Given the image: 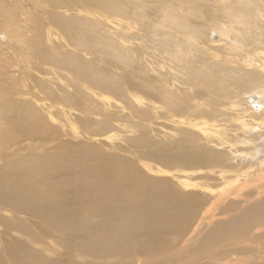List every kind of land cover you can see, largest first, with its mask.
<instances>
[{
	"label": "bare ground",
	"instance_id": "bare-ground-1",
	"mask_svg": "<svg viewBox=\"0 0 264 264\" xmlns=\"http://www.w3.org/2000/svg\"><path fill=\"white\" fill-rule=\"evenodd\" d=\"M0 34V264H264V0H0Z\"/></svg>",
	"mask_w": 264,
	"mask_h": 264
},
{
	"label": "rangeland",
	"instance_id": "rangeland-1",
	"mask_svg": "<svg viewBox=\"0 0 264 264\" xmlns=\"http://www.w3.org/2000/svg\"><path fill=\"white\" fill-rule=\"evenodd\" d=\"M0 38L3 39V36L1 34H0ZM0 47L2 48V50L0 51L1 55L7 54L8 56H10V57L15 59V51L13 49H11V48L5 49L2 41H0ZM229 252L234 253L232 251H229Z\"/></svg>",
	"mask_w": 264,
	"mask_h": 264
}]
</instances>
